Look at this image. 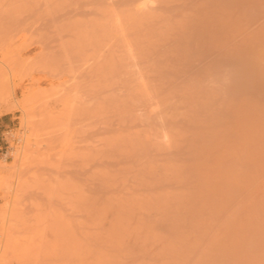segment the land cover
Segmentation results:
<instances>
[{
    "label": "rangeland",
    "instance_id": "obj_1",
    "mask_svg": "<svg viewBox=\"0 0 264 264\" xmlns=\"http://www.w3.org/2000/svg\"><path fill=\"white\" fill-rule=\"evenodd\" d=\"M262 42L264 0H0V264H264Z\"/></svg>",
    "mask_w": 264,
    "mask_h": 264
},
{
    "label": "bare ground",
    "instance_id": "obj_2",
    "mask_svg": "<svg viewBox=\"0 0 264 264\" xmlns=\"http://www.w3.org/2000/svg\"><path fill=\"white\" fill-rule=\"evenodd\" d=\"M262 41V40H261ZM262 43H264V42H262ZM261 51H264V50H261ZM257 56H258V54H257ZM262 56V57H261ZM260 57L261 58H264V52H262V54H260Z\"/></svg>",
    "mask_w": 264,
    "mask_h": 264
}]
</instances>
